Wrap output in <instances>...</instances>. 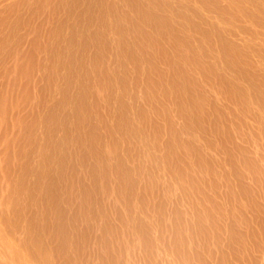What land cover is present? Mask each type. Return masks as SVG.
Wrapping results in <instances>:
<instances>
[{
	"label": "rangeland",
	"instance_id": "374dc122",
	"mask_svg": "<svg viewBox=\"0 0 264 264\" xmlns=\"http://www.w3.org/2000/svg\"><path fill=\"white\" fill-rule=\"evenodd\" d=\"M0 264H264V0H0Z\"/></svg>",
	"mask_w": 264,
	"mask_h": 264
}]
</instances>
